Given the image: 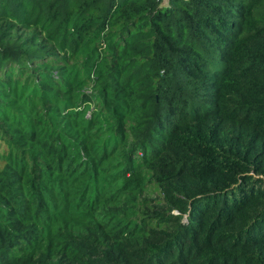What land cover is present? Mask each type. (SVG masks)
I'll use <instances>...</instances> for the list:
<instances>
[{
  "label": "trees",
  "instance_id": "trees-1",
  "mask_svg": "<svg viewBox=\"0 0 264 264\" xmlns=\"http://www.w3.org/2000/svg\"><path fill=\"white\" fill-rule=\"evenodd\" d=\"M170 1L0 0V264H264V0Z\"/></svg>",
  "mask_w": 264,
  "mask_h": 264
},
{
  "label": "rangeland",
  "instance_id": "rangeland-1",
  "mask_svg": "<svg viewBox=\"0 0 264 264\" xmlns=\"http://www.w3.org/2000/svg\"><path fill=\"white\" fill-rule=\"evenodd\" d=\"M170 6H171V1L170 0H161L160 7H162L163 9H165V8L170 7ZM144 23H146V24H144ZM141 25H143L142 27H144V28H141V29L140 28H136V31H140L142 29H147V27L150 26V22L149 21H147V22L142 21L141 24L138 27H140ZM121 26H122V24L121 23H118L114 27L108 28V30L113 31V33L116 34V38H117V36L120 35L122 33V31H123V29H121L122 28ZM126 33L127 32H125L124 34H126ZM145 61L146 60L144 59V62ZM142 63H143V58L138 59V64H142ZM140 68H141V66H137V67L134 68V71H136V70H138ZM12 73H13V75H15V72L14 71H12ZM3 76H4V74L1 73V79L3 78ZM28 79H29V81L31 80L30 77ZM22 80H23V78H22ZM2 103H3V101L0 100V105ZM37 106H38V108L42 112V110L44 108L48 107V104L45 103V104L39 105V103H37ZM85 114H89V113L86 112ZM0 135H2V139H3V124L0 127ZM2 156H3V146H2V142L0 141V159L1 160L3 158ZM142 199H144L145 202H144V205L143 206H137V209H138V212L139 213H143V212H145L147 210H152L154 206L161 205L162 202H163L159 188L157 187V185L154 182H152L151 180H149L148 177H147V181L145 182V185H144V187L142 189ZM139 218H141V217L138 216V215H134L133 216V219H136L137 220ZM150 225H155L154 224V221H152L149 224V226Z\"/></svg>",
  "mask_w": 264,
  "mask_h": 264
}]
</instances>
